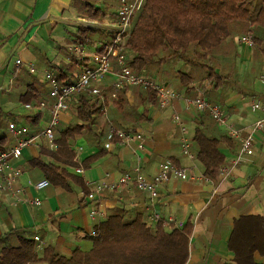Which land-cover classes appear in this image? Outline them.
<instances>
[{
    "label": "crops",
    "instance_id": "0c3cea01",
    "mask_svg": "<svg viewBox=\"0 0 264 264\" xmlns=\"http://www.w3.org/2000/svg\"><path fill=\"white\" fill-rule=\"evenodd\" d=\"M108 1L0 0V138L7 137L0 141V151L10 150L17 143V138L8 130L10 121L30 128L31 135L36 136L34 142L11 160L22 171L14 187L24 188L27 197L41 201L40 205L16 204L10 191L0 190V236L14 228H26L29 237L38 235L44 245L51 244L57 253L68 255L77 248L83 251L92 248L91 232L97 224L90 215L92 207L99 210L101 220L119 208L141 212L146 220L155 211L162 220L173 219L181 223V227L191 222L193 230L186 264L229 263L234 258L228 243L235 221L247 215L264 216V128L254 133L255 153L238 166H233L232 160L240 148V140L229 136L227 128L218 124L208 112L187 106L183 99H175L171 105L162 107L155 92L152 91L155 96H150L146 92L149 89L129 86L119 91V96L125 100L124 107L117 106L114 101L108 112L103 113L101 120L107 134L113 126L142 132L145 151L140 152V164L148 176L152 177L160 163L169 159L185 167L193 177L181 180L172 176L162 185L160 195L154 201L146 192L127 186L105 191L92 202L86 197L87 181L111 182L124 172L132 171L136 165L133 160L137 154L136 143L122 147L114 142L110 148L104 145L101 155L83 166L82 161L100 152L102 147L92 136H82L74 146L78 165L67 167L77 181L68 182L67 188L50 184L41 191H36L31 185L46 177L40 167L30 161L38 158L42 149L53 150L50 141L40 134L51 119L50 106L54 101L49 95L48 82L43 80L44 72L52 69L58 77L63 76L60 80H71L82 65L94 64L91 54L99 45L109 42L112 35L108 29L92 30L102 41H98L95 35L96 40L81 43L77 39V31L85 27L83 19L96 20L86 16V6L93 4L105 9ZM107 17L112 19L110 14ZM107 17L96 21L105 26ZM248 34L253 38V33ZM261 45L264 47V38ZM76 46H82L84 53L75 54ZM237 47L238 56L233 61V68L218 84L204 73L189 85L180 86L177 75H172L167 66L149 76L157 77L169 88L191 97L197 95L199 89L208 87L206 98L220 104L230 121L243 130V135H247L252 124L263 116L262 110L252 111L251 103L256 98L264 104V85L260 80L264 74V51L258 45L250 46L243 42H238ZM17 59H21L23 64L18 66ZM112 64L117 70L115 59H112ZM30 66L35 68L34 72ZM209 80L212 83L207 86ZM113 81L114 77L109 75L105 79L106 84H101L106 93L113 90ZM27 93L28 97L37 95L39 98L31 103L46 100L48 107L41 114L28 111L23 102ZM76 113L73 99L69 109L62 113L56 130L76 122ZM175 113L182 116L189 128L194 158H189L181 150V131L174 120ZM198 127L208 136L228 138L220 145L226 156L223 166L228 170L220 172L217 179L206 175L205 166L196 156L198 147L194 135ZM45 159L51 161L48 157ZM78 167L84 169L83 174L76 172ZM255 258L264 264V257L256 254Z\"/></svg>",
    "mask_w": 264,
    "mask_h": 264
},
{
    "label": "trees",
    "instance_id": "16d2710c",
    "mask_svg": "<svg viewBox=\"0 0 264 264\" xmlns=\"http://www.w3.org/2000/svg\"><path fill=\"white\" fill-rule=\"evenodd\" d=\"M118 1L115 9H110L112 18L116 17ZM85 14L103 21L110 13L108 6L104 9L91 4L86 6ZM248 33H253L254 45L264 51V0H146L127 40L129 65L148 75L167 66L183 87L204 73L218 84L234 66L237 37ZM77 37L81 43L102 41L98 34L95 39V32L86 27L78 29ZM146 92L155 96L150 90ZM28 93L23 102L39 100L37 95L28 97ZM74 101L77 121L56 130L55 149H42L40 156L30 161L40 167L51 185L63 188L78 180L67 169L78 165L74 148L77 139L92 136L102 147L83 160V166L101 155L107 141L100 97L85 90L76 94ZM114 101L124 107L121 96ZM5 139L3 136L0 141ZM194 139L196 156L205 166L206 175L217 179L226 161L220 145L228 138L208 136L198 127ZM84 190L87 191L86 186ZM94 230L97 234L92 236L90 250L77 248L65 255L57 253L51 244L38 252L37 242L27 235L26 228H14L0 236V264H186L193 227L189 221L181 228H167L163 221L149 224L143 213L119 208L96 224ZM228 248L234 258L225 264H263L255 256L264 257V216L247 215L236 220Z\"/></svg>",
    "mask_w": 264,
    "mask_h": 264
},
{
    "label": "built area",
    "instance_id": "2783aa9c",
    "mask_svg": "<svg viewBox=\"0 0 264 264\" xmlns=\"http://www.w3.org/2000/svg\"><path fill=\"white\" fill-rule=\"evenodd\" d=\"M146 0H119L116 10L115 21L103 24L96 20H84L83 25L90 30H109L112 35L109 42L103 43L98 46L91 56L94 59L93 65H82L79 71L71 80H60L55 70L49 69L44 72L43 80L48 82L50 86L49 95L53 98V103L50 106L51 119L48 125L41 131V135L45 136L51 143V148L55 149L54 144L55 130L61 120L63 112L67 111L70 107L71 101L75 98V95L85 90H90L93 95L100 97L102 103V111L106 114L110 105L119 96V91L129 86H141L149 89L157 94L159 103L162 107H167L175 99H183L187 106L199 110L208 112L216 122L228 130L229 136L240 140V148L234 156L232 163L233 166H238L243 161L247 160L255 153L254 146V133L264 128V104L259 99H254L251 103L252 111L262 110L263 116L256 120L252 126L251 131L247 135H243V130L237 128L229 119L227 111L220 105L211 102L205 96V89L200 90L197 95L191 97L185 94V92L175 91L168 86L164 85L160 79L154 76H149L146 73L138 72L129 65L130 56L127 53V40L131 34V30L134 25V19L136 15L143 9ZM105 27V28H104ZM240 42L246 43L250 46L254 45L253 38L250 34H246L240 37ZM75 54L84 53L82 46L74 47ZM112 59L116 60L118 69L115 70L112 64ZM18 66L22 65L21 59L16 60ZM32 72L35 71L33 66H30ZM112 75L114 77L113 90L110 93H105L102 88V83L105 85V79L107 76ZM261 82L264 85V74L260 77ZM211 80L207 82V86L211 84ZM48 103L46 100H41L37 103H26L25 108L34 113H41ZM175 122L179 125L181 136L180 144L182 152L189 158H194V153L191 149L192 138L189 135V128L184 123L182 116L179 113L174 115ZM8 130L17 138V143L10 150L0 151V173H2V179L0 180V190L10 191L15 197V203H32L40 205L41 201L38 198H29L25 195L24 188L14 187V182L22 171L15 167L11 160L13 157L20 155L21 150L32 144L36 136L31 135L30 128L26 125H20L15 121L8 123ZM116 142L119 146H130L132 143H136V152L133 160L136 162L132 171L124 172L117 180L108 182L106 180H88L87 187L88 192L86 197L94 202L105 191H116L122 187L134 186L137 189L146 192L152 201L157 199L160 195V188L167 183L172 176L180 178L181 180H187L190 175L185 167L176 164L172 160H164L160 163L157 172L152 176H148L142 171L141 168V155L140 152L145 151L144 135L140 130H123L117 129L114 126L110 128L107 134L106 148H110L111 145ZM227 167L222 166L221 173H226ZM76 172L83 174L84 169L82 167L76 168ZM36 191H41L48 186L50 182L44 178L35 183H32ZM90 215L96 223L99 224L102 220L99 218L100 212L96 206L91 208ZM159 221H163V224L167 228L172 226L181 228L182 224L176 222L173 219L162 220L159 213L152 211L147 219L149 224H153ZM97 233L95 230L91 232L92 236ZM36 242V250L41 252L44 248V244L38 235L32 237Z\"/></svg>",
    "mask_w": 264,
    "mask_h": 264
},
{
    "label": "rangeland",
    "instance_id": "374dc122",
    "mask_svg": "<svg viewBox=\"0 0 264 264\" xmlns=\"http://www.w3.org/2000/svg\"><path fill=\"white\" fill-rule=\"evenodd\" d=\"M110 2H111V5L108 4V6H109L108 9H112V10L115 9V7L117 6L116 0H111ZM112 10L109 11L110 15H111L112 12H113ZM109 18H110V17H107V20H109ZM113 21H115V18H112V19L109 20V22H113ZM95 35H97V33H96ZM240 37H241V36H240ZM240 37H238V42H240V41H239ZM171 77H172V76H171ZM73 123H74V122H73ZM71 124H72V123H71ZM62 126H63V125H62Z\"/></svg>",
    "mask_w": 264,
    "mask_h": 264
}]
</instances>
